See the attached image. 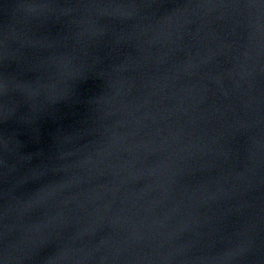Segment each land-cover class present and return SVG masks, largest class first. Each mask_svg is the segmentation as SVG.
Wrapping results in <instances>:
<instances>
[{"label": "water", "instance_id": "obj_1", "mask_svg": "<svg viewBox=\"0 0 264 264\" xmlns=\"http://www.w3.org/2000/svg\"><path fill=\"white\" fill-rule=\"evenodd\" d=\"M0 264H264V0H0Z\"/></svg>", "mask_w": 264, "mask_h": 264}]
</instances>
